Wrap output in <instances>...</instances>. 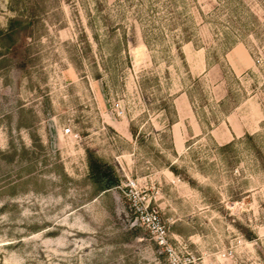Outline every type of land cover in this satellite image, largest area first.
<instances>
[{"label":"rangeland","instance_id":"374dc122","mask_svg":"<svg viewBox=\"0 0 264 264\" xmlns=\"http://www.w3.org/2000/svg\"><path fill=\"white\" fill-rule=\"evenodd\" d=\"M0 43V264H264V0H0Z\"/></svg>","mask_w":264,"mask_h":264},{"label":"built area","instance_id":"2783aa9c","mask_svg":"<svg viewBox=\"0 0 264 264\" xmlns=\"http://www.w3.org/2000/svg\"><path fill=\"white\" fill-rule=\"evenodd\" d=\"M71 130L70 129H65L64 133L65 134H70ZM127 187L130 188V193H132L133 190L135 188L134 183H130L129 185H127ZM135 198V197H133ZM139 210L140 213V220L142 222H145L147 224V226L150 228V230L155 234L156 240L158 242L159 245L161 246H167V237H166V232L164 229H162V227L159 224V221L156 217V214L154 213V211L152 212H148L147 208H142V209H137Z\"/></svg>","mask_w":264,"mask_h":264},{"label":"trees","instance_id":"16d2710c","mask_svg":"<svg viewBox=\"0 0 264 264\" xmlns=\"http://www.w3.org/2000/svg\"><path fill=\"white\" fill-rule=\"evenodd\" d=\"M14 2H18L19 0H13ZM0 45H2V43H0Z\"/></svg>","mask_w":264,"mask_h":264}]
</instances>
